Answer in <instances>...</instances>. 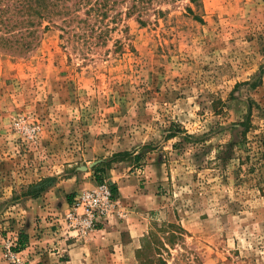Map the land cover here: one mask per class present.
Here are the masks:
<instances>
[{
  "label": "rangeland",
  "instance_id": "1",
  "mask_svg": "<svg viewBox=\"0 0 264 264\" xmlns=\"http://www.w3.org/2000/svg\"><path fill=\"white\" fill-rule=\"evenodd\" d=\"M131 4L110 8L104 44L51 26L25 55L0 50V264H94L69 246L93 232L57 209L105 172L153 207L109 264H141L162 222L183 228L168 264H264V0H154L145 22Z\"/></svg>",
  "mask_w": 264,
  "mask_h": 264
},
{
  "label": "trees",
  "instance_id": "2",
  "mask_svg": "<svg viewBox=\"0 0 264 264\" xmlns=\"http://www.w3.org/2000/svg\"><path fill=\"white\" fill-rule=\"evenodd\" d=\"M126 1V0H124ZM154 0H131L126 15L139 21L152 9ZM117 0H0V50L25 55L51 26L77 37L94 36L101 43L109 39V11ZM190 12L192 9L189 8ZM155 12H162L155 9ZM174 136V135H173ZM98 173V172H97ZM102 182L101 177H96ZM115 193L116 187L112 186ZM26 235H19V245ZM183 239V228L174 222L156 224L138 249L141 264H168L165 252Z\"/></svg>",
  "mask_w": 264,
  "mask_h": 264
},
{
  "label": "crops",
  "instance_id": "3",
  "mask_svg": "<svg viewBox=\"0 0 264 264\" xmlns=\"http://www.w3.org/2000/svg\"><path fill=\"white\" fill-rule=\"evenodd\" d=\"M101 178L103 179L102 181H107L116 185V213L111 215L107 220L98 226L97 230L92 233L90 240L80 242L79 240L72 239L73 242H71L69 246L72 248L70 252H74L75 249L82 248V250L86 252L84 258L94 261V264H109L110 244L114 243L117 251L119 252L122 248L121 236L123 232L128 231L131 233V236L134 235L133 230H137V228H139L137 224L139 213L153 207H139L136 205L137 198L135 197V191H137L138 183L136 176L127 178L126 181H124L123 186L120 185L119 179H117V181L111 180L108 172H105ZM99 183L100 182L97 178L92 180L90 183H86L84 181L69 183L70 188L66 191V193L69 194L67 196V201L63 202L62 206L57 210L64 211L66 208L69 209L71 202L78 192L84 189L93 188ZM152 200H154V197H152ZM48 209L51 208L40 207L39 213L48 212ZM119 211H124L126 214H122L123 216H120L118 214ZM63 241L65 242L66 238L63 239Z\"/></svg>",
  "mask_w": 264,
  "mask_h": 264
},
{
  "label": "built area",
  "instance_id": "4",
  "mask_svg": "<svg viewBox=\"0 0 264 264\" xmlns=\"http://www.w3.org/2000/svg\"><path fill=\"white\" fill-rule=\"evenodd\" d=\"M15 126L29 131V127L20 120L15 122ZM116 207L117 200L112 185L104 181L93 188L78 192L65 213L64 221L70 232L79 237H86L116 213ZM118 214L123 213L119 211ZM9 251L13 260L20 261L19 252Z\"/></svg>",
  "mask_w": 264,
  "mask_h": 264
}]
</instances>
